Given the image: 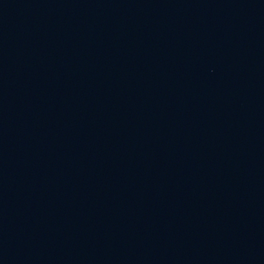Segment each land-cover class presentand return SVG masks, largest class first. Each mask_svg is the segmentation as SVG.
I'll return each mask as SVG.
<instances>
[{"label": "water", "instance_id": "95a60500", "mask_svg": "<svg viewBox=\"0 0 264 264\" xmlns=\"http://www.w3.org/2000/svg\"><path fill=\"white\" fill-rule=\"evenodd\" d=\"M0 264H264V0H0Z\"/></svg>", "mask_w": 264, "mask_h": 264}]
</instances>
